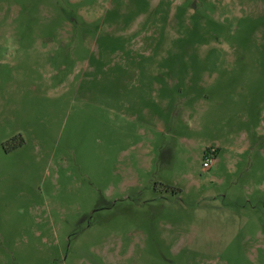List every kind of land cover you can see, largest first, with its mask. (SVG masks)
I'll return each instance as SVG.
<instances>
[{
    "label": "rangeland",
    "instance_id": "rangeland-1",
    "mask_svg": "<svg viewBox=\"0 0 264 264\" xmlns=\"http://www.w3.org/2000/svg\"><path fill=\"white\" fill-rule=\"evenodd\" d=\"M0 264H264V0H0Z\"/></svg>",
    "mask_w": 264,
    "mask_h": 264
},
{
    "label": "built area",
    "instance_id": "built-area-1",
    "mask_svg": "<svg viewBox=\"0 0 264 264\" xmlns=\"http://www.w3.org/2000/svg\"><path fill=\"white\" fill-rule=\"evenodd\" d=\"M214 156H215V152H214V150H212L211 151V157H207L206 161L204 163V168L205 169H209L211 167V165L214 163V158H212Z\"/></svg>",
    "mask_w": 264,
    "mask_h": 264
}]
</instances>
